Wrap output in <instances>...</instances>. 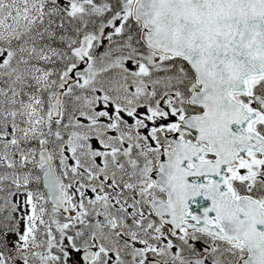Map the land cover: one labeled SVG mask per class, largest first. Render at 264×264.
<instances>
[{"label": "snow or ice", "instance_id": "snow-or-ice-1", "mask_svg": "<svg viewBox=\"0 0 264 264\" xmlns=\"http://www.w3.org/2000/svg\"><path fill=\"white\" fill-rule=\"evenodd\" d=\"M0 264H264V0H0Z\"/></svg>", "mask_w": 264, "mask_h": 264}]
</instances>
